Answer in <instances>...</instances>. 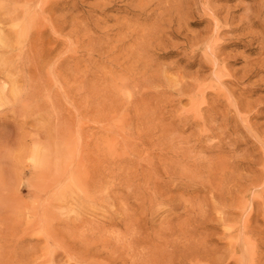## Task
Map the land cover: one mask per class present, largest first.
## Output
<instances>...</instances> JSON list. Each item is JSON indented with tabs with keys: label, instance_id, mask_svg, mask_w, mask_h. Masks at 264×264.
<instances>
[{
	"label": "rangeland",
	"instance_id": "374dc122",
	"mask_svg": "<svg viewBox=\"0 0 264 264\" xmlns=\"http://www.w3.org/2000/svg\"><path fill=\"white\" fill-rule=\"evenodd\" d=\"M0 264H264V0H0Z\"/></svg>",
	"mask_w": 264,
	"mask_h": 264
},
{
	"label": "bare ground",
	"instance_id": "6f19581e",
	"mask_svg": "<svg viewBox=\"0 0 264 264\" xmlns=\"http://www.w3.org/2000/svg\"><path fill=\"white\" fill-rule=\"evenodd\" d=\"M13 20V19H12ZM22 44V43H21Z\"/></svg>",
	"mask_w": 264,
	"mask_h": 264
}]
</instances>
